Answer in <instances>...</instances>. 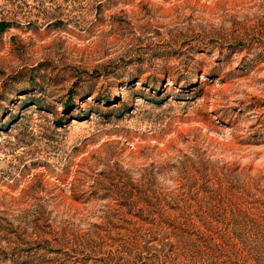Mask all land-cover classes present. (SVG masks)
Wrapping results in <instances>:
<instances>
[{"label":"rangeland","instance_id":"rangeland-1","mask_svg":"<svg viewBox=\"0 0 264 264\" xmlns=\"http://www.w3.org/2000/svg\"><path fill=\"white\" fill-rule=\"evenodd\" d=\"M0 264H264V0H0Z\"/></svg>","mask_w":264,"mask_h":264},{"label":"trees","instance_id":"trees-1","mask_svg":"<svg viewBox=\"0 0 264 264\" xmlns=\"http://www.w3.org/2000/svg\"><path fill=\"white\" fill-rule=\"evenodd\" d=\"M63 106H64V110H65V111H67V110L69 109V107H68V104H67V103H64V104H63Z\"/></svg>","mask_w":264,"mask_h":264}]
</instances>
